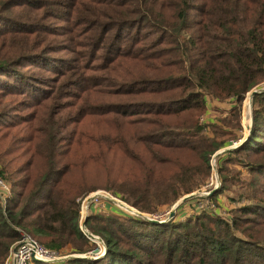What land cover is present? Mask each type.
I'll use <instances>...</instances> for the list:
<instances>
[{
    "label": "trees",
    "instance_id": "obj_1",
    "mask_svg": "<svg viewBox=\"0 0 264 264\" xmlns=\"http://www.w3.org/2000/svg\"><path fill=\"white\" fill-rule=\"evenodd\" d=\"M262 84L264 0H0V264L21 234L68 257L31 264H264ZM209 101L227 108L203 122ZM234 187L228 218L91 203L85 228L104 254L88 256L80 211L94 192L151 216Z\"/></svg>",
    "mask_w": 264,
    "mask_h": 264
},
{
    "label": "rangeland",
    "instance_id": "obj_2",
    "mask_svg": "<svg viewBox=\"0 0 264 264\" xmlns=\"http://www.w3.org/2000/svg\"><path fill=\"white\" fill-rule=\"evenodd\" d=\"M52 56H53V54H51ZM59 55H61V56H55V57H65V55L66 54H59ZM36 60H33V61H31V62H25V63H27V64H23V66L24 67H29L28 69H29V71H33V72H35V73H37V74H39V75H42V76H44V77H52L53 76V74H51V73H47V72H45V71H41V70H38V69H36L35 67H40V66H29L31 63H36V62H39V63H41V67H46V62H44L43 60H38V61H36ZM27 65V66H26ZM264 86V84H262V87ZM8 99H10V100H12V101H21L22 99L20 98V97H16V98H8ZM250 104V103H249ZM248 104V95L246 96V98H245V108H244V110H245V112H242L243 113V121H244V119H246L245 117H244V114H247V115H249V113L251 112V104L249 105ZM227 108V105L226 104H213V102H210L209 101V103H208V112H207V114H206V116L203 118V122H206V121H211L212 119H213V117L216 115L215 113H216V109L220 112V113H223L224 111H225V109ZM31 109H33V108H31ZM31 109H26V110H23V108H22V106L20 107V110H21V113L22 114H24V115H26V114H28L30 111H31ZM219 114V113H218ZM242 116V115H241ZM245 137V136H244ZM221 139V138H220ZM238 141H234V139H233V141H231V143H230V145L228 146V149H229V147L233 144V143H237ZM220 151H223V150H220ZM219 152V151H218ZM229 169H231V170H233V169H237V168H235V166H229ZM217 174V173H216ZM246 175V174H245ZM218 177V176H217ZM248 177L249 176H245L244 177V179H248ZM210 179H211V177H210ZM209 183H210V180H209ZM208 183V184H209ZM0 186H1V184H0ZM208 186V185H207ZM4 189V188H3ZM218 189V188H217ZM217 189H215V190H213V191H216ZM206 192V189H202V190H200L198 193L197 192H195V193H192V194H190V195H192L191 197H193V196H195V195H199V194H202L203 192ZM238 191H237V189L234 187V188H229L228 189V191L226 190V192H224V194H222V195H220V196H218L217 198H216V203H217V205H215L216 206V213H220V215H222V216H225V217H229L230 215H231V211L235 208V207H237L243 200H240L239 201V197H237L236 196V200L235 201H229L227 198H226V196L225 195H232V193H237ZM96 192H94L93 194H95ZM97 193H99V195H103V196H106V197H108V198H111V199H114V200H116V201H118V202H120V203H122V204H125L124 202H122V201H119V200H117L116 198H113L112 196H110L109 194H106V193H104L103 191H98ZM226 193V194H225ZM90 195H92V194H90ZM89 195V196H90ZM190 195H186V196H190ZM88 196V197H89ZM186 196H182L172 207H169V208H162L161 209V211L159 212V213H157V215H162V216H164V215H166V213H168V212H170V213H173L172 214V217H176L177 219H183L184 217H185V215H188V213H190L191 211H192V209H194V205H196V204H194L195 202L192 200V201H189L188 203H186V204H183L184 202H185V200H183ZM87 197V198H88ZM190 197V198H191ZM86 198V199H87ZM84 200L83 202H82V204L84 203V202H86L87 200ZM189 199V198H188ZM87 203V202H86ZM215 203V204H216ZM92 204H93V207L91 208V211H95V210H112V211H115V212H124V213H126V211H124L123 209H121V206H119V205H117V204H115V203H110L109 201H105V200H103L101 197H98V199L96 200H94L93 202H92ZM194 204V205H193ZM81 207H82V205H81ZM129 207V206H128ZM82 211V210H81ZM80 211V212H81ZM86 214H89V210L87 209V212H86ZM80 223H81V218H80ZM95 242H98V241H95ZM95 244H97V243H95ZM98 244H99V242H98ZM98 244H97V248L91 253V254H89L88 256H90V257H95L96 256V254L95 253H97L98 251H99V249H98ZM99 246H100V248H102V245L101 244H99ZM103 249V248H102Z\"/></svg>",
    "mask_w": 264,
    "mask_h": 264
},
{
    "label": "built area",
    "instance_id": "obj_3",
    "mask_svg": "<svg viewBox=\"0 0 264 264\" xmlns=\"http://www.w3.org/2000/svg\"><path fill=\"white\" fill-rule=\"evenodd\" d=\"M246 130H245V133H246ZM244 136H245V134H244ZM240 142L241 141H238V143H233L229 147V149H233V148L237 147L240 144ZM211 167H212V175H211L210 183L208 184V186L206 188L207 189L212 188V190H215L219 187V181H218V177H217L216 170H215V164H213L212 161H211ZM4 189H6V188L4 187ZM209 194H210V192L206 191V192H203L202 194H199V196L208 197ZM96 199H98V198H96ZM124 205L126 207H121V209L126 211V213L129 215L135 216L134 213H136L137 211L134 210L133 208L131 209L126 204H124ZM215 208L216 207H215L214 203H212L208 200L199 201L198 203H196V205H194L195 211L214 210ZM172 214L173 213L168 212L164 216H162V215H151V216L144 215V216L146 219H149V220H154V221L157 220L159 222H165V221L172 218ZM16 245H19V248H18V251L14 253L13 249ZM98 249H99V251L95 254L99 256L103 253V249L100 248L99 244H98ZM60 258L61 257H58V255L56 253L42 247L40 244H38L31 237H29L25 234H21V238L11 246L9 254H8L6 260L4 261V264H31L32 261L52 262V261H54L56 259H60Z\"/></svg>",
    "mask_w": 264,
    "mask_h": 264
},
{
    "label": "water",
    "instance_id": "obj_4",
    "mask_svg": "<svg viewBox=\"0 0 264 264\" xmlns=\"http://www.w3.org/2000/svg\"><path fill=\"white\" fill-rule=\"evenodd\" d=\"M258 92H260V91L253 90L252 92L248 93V100L251 102L252 97H253L256 93H258ZM250 127H251V123H250L249 127H248L247 130H246L245 137L247 136ZM222 152H223V151H219V152H217V153L214 154V156L212 157V162H213V164H215L216 157H217L219 154H221ZM209 195H210V194H209ZM191 196H192V195H190V196H186L183 200L188 199V198H190ZM98 197H101L102 199H104V200H106V201H109V202L115 203V204H117V205H119V206H121V207H126L124 204H122V203H120V202H118V201H116V200H114V199L108 198V197H106V196H103V195L101 196V195H99V193L96 192L95 194L90 195V196L86 199V200H87V201H86V202H87V208H88L89 205H90V204H91L96 198H98ZM130 208H131V207H130ZM131 209H132V208H131ZM80 214H81V212H80ZM134 215H135V216L142 217V218H145L144 215H142V214H140V213H137V212L134 213ZM86 218H87V214H85L84 217H82V215H81L80 230L82 231V233H83V234H84V235H85L90 241H92V242H94V243H97V244H98V242H99V244L102 245L103 253H102L101 255H99V256H102V255L104 254V247H103L102 241H101L98 237L91 235V234L87 231V229L85 228V221H86ZM95 241H98V242H95ZM18 248H19V245H16V246L14 247V249H13V252H14V253L17 252V251H18ZM69 257L85 258L84 256H69ZM66 258H68V257L60 258V259H56V260H54V261H52V262H57V261H60V260L66 259Z\"/></svg>",
    "mask_w": 264,
    "mask_h": 264
},
{
    "label": "crops",
    "instance_id": "obj_5",
    "mask_svg": "<svg viewBox=\"0 0 264 264\" xmlns=\"http://www.w3.org/2000/svg\"><path fill=\"white\" fill-rule=\"evenodd\" d=\"M251 104V102L248 100V104ZM249 104V105H250ZM244 108H245V100H244V102H243V104H242V109H241V118H240V124H241V127H242V133H244L245 132V130L249 127V125H250V123H251V112L249 113V115H247V114H244V117L246 118V119H244V121H243V113L242 112H245V110H244Z\"/></svg>",
    "mask_w": 264,
    "mask_h": 264
},
{
    "label": "bare ground",
    "instance_id": "obj_6",
    "mask_svg": "<svg viewBox=\"0 0 264 264\" xmlns=\"http://www.w3.org/2000/svg\"><path fill=\"white\" fill-rule=\"evenodd\" d=\"M87 203L86 202H84L83 204H82V207H81V214H82V217H84V215L86 214V212H87Z\"/></svg>",
    "mask_w": 264,
    "mask_h": 264
}]
</instances>
